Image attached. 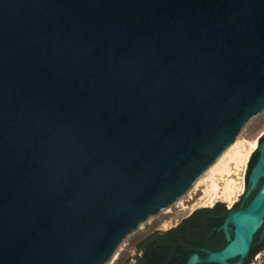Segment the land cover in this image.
Wrapping results in <instances>:
<instances>
[{"label": "water", "instance_id": "obj_1", "mask_svg": "<svg viewBox=\"0 0 264 264\" xmlns=\"http://www.w3.org/2000/svg\"><path fill=\"white\" fill-rule=\"evenodd\" d=\"M263 115L264 0H0V264H110ZM249 178L184 264L245 263Z\"/></svg>", "mask_w": 264, "mask_h": 264}, {"label": "trees", "instance_id": "obj_2", "mask_svg": "<svg viewBox=\"0 0 264 264\" xmlns=\"http://www.w3.org/2000/svg\"><path fill=\"white\" fill-rule=\"evenodd\" d=\"M236 205L237 201L229 208ZM229 208L222 202H214L209 207L193 209L172 227L148 232L133 243L134 255L123 264H184L191 253L202 256L205 250L220 249L225 239L219 226ZM261 249H264V228L244 264Z\"/></svg>", "mask_w": 264, "mask_h": 264}, {"label": "bare ground", "instance_id": "obj_3", "mask_svg": "<svg viewBox=\"0 0 264 264\" xmlns=\"http://www.w3.org/2000/svg\"><path fill=\"white\" fill-rule=\"evenodd\" d=\"M256 139L251 141H240L212 170H210L195 186L201 187L200 196L197 203L212 205V203L221 199L232 204L235 200L238 191L241 190V175L238 172L243 170L247 163L248 156L256 146ZM246 168V167H245ZM231 175H237V181L231 178ZM244 179V177H243ZM240 193V192H239ZM194 204V205H195ZM192 206H181L180 210L191 209ZM233 245L231 244L232 249ZM194 260V256L191 257Z\"/></svg>", "mask_w": 264, "mask_h": 264}, {"label": "rangeland", "instance_id": "obj_4", "mask_svg": "<svg viewBox=\"0 0 264 264\" xmlns=\"http://www.w3.org/2000/svg\"><path fill=\"white\" fill-rule=\"evenodd\" d=\"M263 130H264V115L261 118H259L253 125H251L245 131L243 139L241 141L245 142V141H251L252 139H256L258 135L261 136L260 134L263 132ZM257 140H256V143H257ZM242 172L243 170H241V172L239 171L238 175L240 176ZM231 178L237 181V175H231ZM238 185L240 187L241 183H239ZM200 189L201 187L200 188L197 187V189H193V191L191 192V194L189 195L188 199L185 202H183L182 204L174 208L172 211H170L163 217L152 218L149 222H147L144 226H142L138 231H136L133 235H131L130 238L126 241V243L123 245V247L120 249V251L117 253V255L114 257V259L111 261L110 264H123L126 260L131 261L130 258L134 255V252H135L133 243L138 238L142 237L148 232L155 230V229L165 230L169 227H172L175 223H177V221L180 218L185 216L188 212L192 211L193 209L198 208V207L211 206V205H207L206 203L205 204H202V203L195 204V202H197L198 197L200 196ZM237 198L238 197L236 196L233 202H235ZM214 202H222L226 208H229L231 206V204L228 205L227 202L221 199H217ZM181 206L182 207L192 206V207L191 209L180 210ZM248 264H264V249H261L258 253L252 256L251 261Z\"/></svg>", "mask_w": 264, "mask_h": 264}, {"label": "flooded vegetation", "instance_id": "obj_5", "mask_svg": "<svg viewBox=\"0 0 264 264\" xmlns=\"http://www.w3.org/2000/svg\"><path fill=\"white\" fill-rule=\"evenodd\" d=\"M260 135L261 136L258 135L259 137L258 136L256 137L258 139L256 146H255L254 150L251 152L252 154L250 153V155H249L250 158L248 157L249 160H247L248 162L246 161L248 164L246 163V165L243 168V172L241 174V177H242L241 178V190L239 191L240 193L238 192V194H237L238 198L236 200L237 205L235 207H233L232 209L239 208L240 206H244L248 203L247 196H248V192H249L250 185H251V180H250L249 176H250V172H251L252 168L256 165L258 155H259V151H260V143L264 141V130ZM243 177H244V179H243ZM263 183H264V181H263ZM190 212H188L186 215H188ZM185 216H183V217H185ZM223 238H224V236H223Z\"/></svg>", "mask_w": 264, "mask_h": 264}]
</instances>
